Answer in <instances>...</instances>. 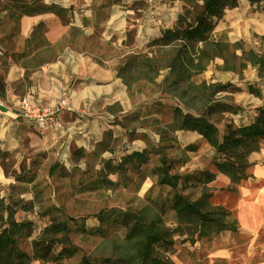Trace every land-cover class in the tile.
<instances>
[{"label":"rangeland","instance_id":"obj_1","mask_svg":"<svg viewBox=\"0 0 264 264\" xmlns=\"http://www.w3.org/2000/svg\"><path fill=\"white\" fill-rule=\"evenodd\" d=\"M29 1L3 0L4 22ZM191 6L119 68L130 106L84 144L0 151V197L30 206L14 214L29 264H264V0Z\"/></svg>","mask_w":264,"mask_h":264},{"label":"crops","instance_id":"obj_2","mask_svg":"<svg viewBox=\"0 0 264 264\" xmlns=\"http://www.w3.org/2000/svg\"><path fill=\"white\" fill-rule=\"evenodd\" d=\"M198 1L38 0L34 6L30 0V12L4 22L0 0V151L19 163L43 152L66 155L72 145L84 144L99 121L110 122L109 108L130 106L131 91L119 68L129 67L135 56L143 58L149 43L175 27ZM234 17L229 23L236 38ZM23 96L38 105L66 98L62 127L39 129L19 119L16 104Z\"/></svg>","mask_w":264,"mask_h":264},{"label":"trees","instance_id":"obj_3","mask_svg":"<svg viewBox=\"0 0 264 264\" xmlns=\"http://www.w3.org/2000/svg\"><path fill=\"white\" fill-rule=\"evenodd\" d=\"M171 32L168 30L162 37L170 39ZM29 208L28 205H18L0 197V264H29L32 260V255L25 250L31 222L14 219L16 211H27Z\"/></svg>","mask_w":264,"mask_h":264},{"label":"built area","instance_id":"obj_4","mask_svg":"<svg viewBox=\"0 0 264 264\" xmlns=\"http://www.w3.org/2000/svg\"><path fill=\"white\" fill-rule=\"evenodd\" d=\"M154 3L162 0H144ZM66 98L57 99L52 105H38L29 96L21 97L16 104L17 117L39 129H59L62 127L60 113L65 109Z\"/></svg>","mask_w":264,"mask_h":264},{"label":"bare ground","instance_id":"obj_5","mask_svg":"<svg viewBox=\"0 0 264 264\" xmlns=\"http://www.w3.org/2000/svg\"><path fill=\"white\" fill-rule=\"evenodd\" d=\"M240 211H241V215H242V220L246 223L249 224L250 220L252 219V216L254 214L253 209L251 208V206L248 207H240Z\"/></svg>","mask_w":264,"mask_h":264}]
</instances>
